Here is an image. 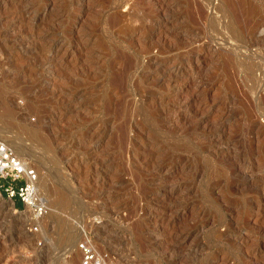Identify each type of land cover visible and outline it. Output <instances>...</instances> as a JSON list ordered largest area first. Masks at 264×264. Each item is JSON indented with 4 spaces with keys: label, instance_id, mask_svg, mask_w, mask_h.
<instances>
[{
    "label": "rangeland",
    "instance_id": "374dc122",
    "mask_svg": "<svg viewBox=\"0 0 264 264\" xmlns=\"http://www.w3.org/2000/svg\"><path fill=\"white\" fill-rule=\"evenodd\" d=\"M0 102V264H264V0H0Z\"/></svg>",
    "mask_w": 264,
    "mask_h": 264
},
{
    "label": "built area",
    "instance_id": "2783aa9c",
    "mask_svg": "<svg viewBox=\"0 0 264 264\" xmlns=\"http://www.w3.org/2000/svg\"><path fill=\"white\" fill-rule=\"evenodd\" d=\"M39 169L27 158L20 156L14 147L0 138V197L11 200L16 206L19 199L28 210L31 222L28 229L35 231L39 221L49 212V204L39 186ZM18 209V207H14ZM80 238L76 248L81 255V264H116L107 250L95 240L92 232L78 225Z\"/></svg>",
    "mask_w": 264,
    "mask_h": 264
},
{
    "label": "bare ground",
    "instance_id": "6f19581e",
    "mask_svg": "<svg viewBox=\"0 0 264 264\" xmlns=\"http://www.w3.org/2000/svg\"><path fill=\"white\" fill-rule=\"evenodd\" d=\"M2 105H3V104H1V102H0V109L4 107L3 109L6 110L5 112H7V111L10 112V110H11L10 107H8V106L5 105V104H4L3 107H2ZM3 109H2V110H3ZM0 113H1V112H0ZM25 152H26V151H25ZM21 154H22V153H21ZM49 209H50V208H49ZM69 252H70V251H69ZM69 252H68V253H69ZM71 264H72V262H71ZM73 264H75V260L73 261Z\"/></svg>",
    "mask_w": 264,
    "mask_h": 264
},
{
    "label": "trees",
    "instance_id": "16d2710c",
    "mask_svg": "<svg viewBox=\"0 0 264 264\" xmlns=\"http://www.w3.org/2000/svg\"><path fill=\"white\" fill-rule=\"evenodd\" d=\"M16 205L18 206V207H21L22 206V203H21V201L19 200V199H16Z\"/></svg>",
    "mask_w": 264,
    "mask_h": 264
},
{
    "label": "crops",
    "instance_id": "0c3cea01",
    "mask_svg": "<svg viewBox=\"0 0 264 264\" xmlns=\"http://www.w3.org/2000/svg\"><path fill=\"white\" fill-rule=\"evenodd\" d=\"M17 202V201H16Z\"/></svg>",
    "mask_w": 264,
    "mask_h": 264
}]
</instances>
